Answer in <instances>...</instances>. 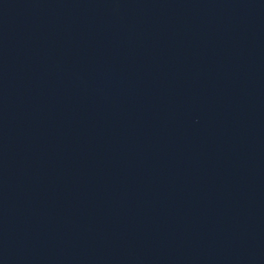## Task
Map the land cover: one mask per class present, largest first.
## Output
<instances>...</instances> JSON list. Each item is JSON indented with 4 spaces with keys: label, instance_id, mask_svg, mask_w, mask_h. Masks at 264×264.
Masks as SVG:
<instances>
[{
    "label": "water",
    "instance_id": "obj_1",
    "mask_svg": "<svg viewBox=\"0 0 264 264\" xmlns=\"http://www.w3.org/2000/svg\"><path fill=\"white\" fill-rule=\"evenodd\" d=\"M0 264H264V0H0Z\"/></svg>",
    "mask_w": 264,
    "mask_h": 264
}]
</instances>
